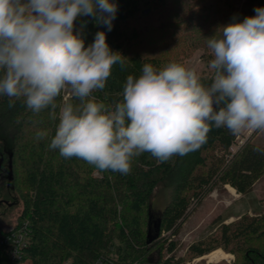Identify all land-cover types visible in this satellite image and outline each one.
Listing matches in <instances>:
<instances>
[{
  "label": "trees",
  "instance_id": "1",
  "mask_svg": "<svg viewBox=\"0 0 264 264\" xmlns=\"http://www.w3.org/2000/svg\"><path fill=\"white\" fill-rule=\"evenodd\" d=\"M179 1L173 0L175 5L170 6L168 14L173 13L177 23L186 25L183 38L187 47L174 62L180 55L188 57L190 48L207 49L206 38L214 35L219 26L227 25L224 18L232 13L231 2L222 0L226 10L214 8L210 17H194L176 6ZM114 2L118 11L110 32L91 17L76 21L77 31H81L80 25L87 21L81 31L85 46L94 41L96 32L104 31L110 48L127 57L123 70L119 64L114 65L104 90L93 93L107 105L122 99L126 77L130 74L138 77L144 63L161 67L170 62L164 54L150 52L146 44L149 29L139 25L153 8H166L168 0ZM258 7H264V0H246L230 19L242 21L247 16H255L254 10ZM181 11L183 15H179ZM196 41L200 45H196ZM201 82L210 85L212 77ZM111 95L115 96L114 100L110 99ZM48 111L33 114L21 102L9 108L7 98L0 97V191L6 198L9 196L6 188H11L22 203L15 226L28 220L32 228L31 244L20 264L26 261L65 264L68 260L73 264H114L102 253L112 246L106 236V222L108 217L115 220L119 216L117 207L120 205L123 209L129 206L133 214L135 238L132 242L128 238L121 239H126V257L130 254L143 257L136 264H148L144 257L156 252L160 259L155 264H183L218 251L220 247L235 255L234 264H264V214H246L237 221L221 224L210 235L194 241L176 262L172 261L174 256L163 258L165 252L173 253L177 246L165 234L176 237L191 208L198 207L213 188L227 185L244 195L264 177V154L255 151L264 145L257 143L254 134L232 152L236 136L226 128L213 127L207 141L185 156L158 163L149 153H143L134 158L130 174L108 171L95 175L96 170L86 162L75 157L65 159L48 147L57 123L49 119ZM40 130L49 133L43 140L36 139V132ZM6 134L12 138L10 153L2 141ZM11 154L12 179L8 176L9 184L5 185L2 179L9 170ZM163 181L172 185V194L155 216L150 206L151 196ZM120 235H125L124 228H120Z\"/></svg>",
  "mask_w": 264,
  "mask_h": 264
},
{
  "label": "clouds",
  "instance_id": "2",
  "mask_svg": "<svg viewBox=\"0 0 264 264\" xmlns=\"http://www.w3.org/2000/svg\"><path fill=\"white\" fill-rule=\"evenodd\" d=\"M117 11L114 0H0V97L9 108L21 102L33 114L49 110L57 121L51 150L96 174L127 175L143 153L164 163L199 149L213 127L264 133V7L206 38L210 85L182 63H144L138 77H126L122 99L107 105L93 93L127 57L110 48L104 31L85 46L87 21L81 31L76 21L91 17L110 32ZM48 135L40 130L36 139Z\"/></svg>",
  "mask_w": 264,
  "mask_h": 264
},
{
  "label": "rangeland",
  "instance_id": "3",
  "mask_svg": "<svg viewBox=\"0 0 264 264\" xmlns=\"http://www.w3.org/2000/svg\"><path fill=\"white\" fill-rule=\"evenodd\" d=\"M231 2L232 13L228 14L224 19L227 23H231V17L235 12L240 11L242 5L246 0H228ZM177 4V3H176ZM222 0H180L176 5L181 10L186 11L189 15L194 17L206 18L210 17V14L214 13V8H225L222 5ZM175 5L173 0H168V6L166 8H153L151 13L148 14L147 18L142 19L139 22L141 28H148L149 33H147V46L150 48L152 54L162 53L169 59L170 62H174L177 58V55L187 47L184 36V28L186 25L182 23H177L175 15L173 13L171 16L168 14V9L172 8ZM172 6V7H170ZM183 11L179 15H183ZM188 14L186 16H188ZM144 20V21H143ZM176 24V25H174ZM200 42L196 41V45H200ZM145 50V48H142ZM160 51V52H158ZM188 57L178 58V63H182L187 67L195 68L198 73L201 75L202 80L212 77L213 72L208 67L209 61L213 59L210 50L204 49L202 47H193L188 50ZM114 95H111L110 99L114 100ZM115 103L111 104L114 105ZM254 134V138L257 143L264 145V133L260 132H245L241 135L236 136L235 144L232 145V152H236L238 148ZM4 141V146L7 153L12 149V138L6 134L2 137ZM13 155H10L9 161H12ZM10 166V164H9ZM95 175L96 172H95ZM10 177V167L9 170L4 173L2 184L8 185ZM172 185L168 182H160L151 196V208L156 216L159 212L166 206L170 200L172 194ZM8 191V197H2L0 191V229L9 230L16 225V219L21 214L22 203L18 201L16 194L12 191L11 188H6ZM238 198L232 197L229 189L226 186L218 185L212 189V191L206 195L204 200L197 207H192L189 211L188 216L186 217L185 222L182 224L179 234L176 237L170 236V233H166L167 238L174 240L177 244L176 250L173 253L165 252L163 258L169 259L172 256L174 262L180 257L184 256L188 247L196 240L204 238L210 235L214 230H216L221 224H229L234 221L239 220L243 215L248 214V216L256 214H264V177L255 185L254 189L247 194H239ZM227 199H229L227 201ZM118 215L117 218L111 219L106 222V236L110 238V248L105 249V252L102 253L108 257L114 264L126 263V264H136L143 260L141 256H134L130 254L129 257H126L124 248L126 239L128 238L129 242H132L135 236L133 235L134 227L132 226L133 214L130 212V207L126 209L123 207H117ZM230 214H233L234 217L232 220L229 217ZM120 228L125 229V235H120ZM221 250V251H220ZM220 251V252H218ZM218 251H213L212 253H217L220 256L218 263L208 262L204 259L201 261H195L196 259L187 260L183 264H234L235 255L231 252L225 250L223 247H220ZM226 253V254H225ZM223 254V255H222ZM227 258V259H226ZM160 256L158 253H153L149 257H144V261L148 264L158 263ZM221 261V262H220Z\"/></svg>",
  "mask_w": 264,
  "mask_h": 264
},
{
  "label": "built area",
  "instance_id": "4",
  "mask_svg": "<svg viewBox=\"0 0 264 264\" xmlns=\"http://www.w3.org/2000/svg\"><path fill=\"white\" fill-rule=\"evenodd\" d=\"M31 234L32 228L28 220L9 230L0 229V264H20L31 244ZM195 261L197 260L194 263ZM23 264H30V261ZM65 264H73V261L68 260Z\"/></svg>",
  "mask_w": 264,
  "mask_h": 264
},
{
  "label": "bare ground",
  "instance_id": "5",
  "mask_svg": "<svg viewBox=\"0 0 264 264\" xmlns=\"http://www.w3.org/2000/svg\"><path fill=\"white\" fill-rule=\"evenodd\" d=\"M229 190H230L231 192H233V193L236 192L235 189L232 188V187H229ZM204 259L208 260V262H210V263H211V262H215V261L217 262V261L221 260L220 257H219L218 255L213 254V253H210V254H208V255H205V256H203V257L198 258L197 261L199 262V261L204 260ZM226 259H227V258H226ZM197 261H196V262H197Z\"/></svg>",
  "mask_w": 264,
  "mask_h": 264
},
{
  "label": "crops",
  "instance_id": "6",
  "mask_svg": "<svg viewBox=\"0 0 264 264\" xmlns=\"http://www.w3.org/2000/svg\"><path fill=\"white\" fill-rule=\"evenodd\" d=\"M232 150H233V147H232ZM229 187H230V186H227L228 189H229ZM229 191H230V190H229ZM235 191H236V190H235ZM230 193H231L232 197H236V198H238V197L240 196V195L237 193V191H236L235 193H233V192L230 191ZM228 200H229V199H227V201H228ZM263 207H264V204H263ZM232 215H233V214H230V215H229V217L231 218L230 220H232V219L234 218ZM221 261H222V260H221ZM221 261H220V262H221ZM215 262H216V261H215ZM215 262H214V263H215ZM216 263H218V262H216Z\"/></svg>",
  "mask_w": 264,
  "mask_h": 264
},
{
  "label": "water",
  "instance_id": "7",
  "mask_svg": "<svg viewBox=\"0 0 264 264\" xmlns=\"http://www.w3.org/2000/svg\"><path fill=\"white\" fill-rule=\"evenodd\" d=\"M10 174H12V162L10 161ZM12 179V177L10 176L9 177V180H11Z\"/></svg>",
  "mask_w": 264,
  "mask_h": 264
}]
</instances>
